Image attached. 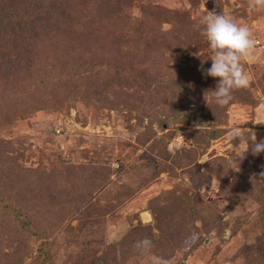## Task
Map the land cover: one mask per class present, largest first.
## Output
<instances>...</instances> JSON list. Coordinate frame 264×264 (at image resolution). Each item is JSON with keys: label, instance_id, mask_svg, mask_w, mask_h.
<instances>
[{"label": "rangeland", "instance_id": "rangeland-1", "mask_svg": "<svg viewBox=\"0 0 264 264\" xmlns=\"http://www.w3.org/2000/svg\"><path fill=\"white\" fill-rule=\"evenodd\" d=\"M34 1L0 0L13 17L0 25V72L11 75L12 92L25 93L16 96L21 116H0V264H43L41 245L50 264H152L154 256L264 264V152L253 156L249 140L237 171L244 145L234 149L240 141L228 136L241 126L264 139V9L248 0H54L55 18L36 20L35 42L13 23ZM206 10L230 15L256 39L252 58L241 61L250 86L223 107L210 92L218 78L199 70L213 56L202 34ZM98 15L128 40L152 28L154 47L124 43L100 56L122 72L115 89H40L26 69L49 47L41 43L52 22ZM67 36L56 42L63 51L81 33ZM144 237L151 252L134 247Z\"/></svg>", "mask_w": 264, "mask_h": 264}, {"label": "trees", "instance_id": "trees-1", "mask_svg": "<svg viewBox=\"0 0 264 264\" xmlns=\"http://www.w3.org/2000/svg\"><path fill=\"white\" fill-rule=\"evenodd\" d=\"M52 1L54 0H35L33 4H31V6H26V8L24 7L23 10H20L16 14V17H18V19L13 21L14 25L20 23L21 26H26L24 29L30 30V34L32 35L31 41L34 40L36 42V37L31 31L37 30L34 25L37 23L36 20L39 17H41L40 23L42 22V19L44 17H46L47 21L49 22L50 20L55 18V3L52 6L49 5V3H52ZM107 6H109V3L107 4ZM102 15H98L96 19L88 16H83V18H79V23L77 22V25L73 24L72 20H69L67 23H62L61 21L60 25H56V23H59V21L52 22V27L50 30H52L53 32L46 35L45 39H43L46 40V44H44L43 42L41 43V46L43 47L46 46L47 43H50L49 47L46 46V49L42 50V52L39 54V57L32 62V67L26 69L28 76L34 77L33 81L37 83L38 87L40 85L47 86L53 89L55 92L65 94L66 92H68L70 84H72L77 85L78 87L83 86L84 90L89 93V86L96 83L100 90H105L109 86L113 87L112 81L119 78L122 74L118 67L111 69L104 66V63L102 59H100V56H103L105 51L112 50V52L114 53V48L118 49L120 48V45L124 43L130 44L131 42L133 44H137L138 48L141 49L139 50V52L146 48L143 51L145 53L147 49L154 47V43L151 37L154 34L152 28L150 30L151 32H146V34L143 36H139L140 34L138 35L139 31L136 32L135 35L137 34V36L135 37V40L130 39L133 36V34H130V40H128V38H126L124 35H116L114 30L112 31V28H115V24H113L112 22H108V18H105ZM12 20L13 17L10 16L9 12L6 11L5 8L0 4V25L2 23L7 24ZM101 22H105V24H101ZM140 25L142 26V24ZM43 26L46 27L45 25ZM141 26L138 25V27L134 29H140ZM143 31L144 30H142L141 32ZM94 32L97 33V36L100 34L102 35L97 37ZM36 33L37 32H35V34ZM80 33L81 38H77V45L73 46V44L71 43L63 42L64 51L60 46H56L58 45L56 44V42L61 39L63 35H68L66 37V40H68L71 36H77ZM149 33L150 36L148 35ZM92 34H94L93 38L90 37V35ZM123 38L127 42H124ZM142 42L146 43L147 46L141 47V45L143 44ZM90 44H94L92 45V49H90ZM65 51L68 52L67 55L65 54ZM0 54L5 56L7 55L5 51L1 52ZM54 55H56L57 58H53ZM113 57L115 58V60L111 63L117 64L116 57ZM4 75L5 72L3 73L1 71L0 76H3L4 79L0 80V90H3V93H5L6 95H4V98L0 99V116L2 118H4L3 115L9 116L17 114L21 116L23 114V111H21L20 108H18V106L16 105V98L25 93L18 90L12 92L13 89L10 86L9 82V78L11 77V75L10 77H4ZM24 79L23 81L26 82L27 80ZM36 83H33L30 86ZM35 88H37V86H35L33 90H35ZM6 89H9L11 91H9L7 94ZM90 93L93 94V91H90ZM35 94L36 93L33 94L34 97ZM27 102H29V104H32L33 100H31V98L29 97ZM107 105L110 104H105V107H107ZM180 225L170 223L167 226L168 228H176V226ZM161 226H159L160 229L163 228L165 224L163 223ZM44 253H46V249H43L41 245L40 248H38L37 257L43 264H50L46 261Z\"/></svg>", "mask_w": 264, "mask_h": 264}, {"label": "clouds", "instance_id": "clouds-1", "mask_svg": "<svg viewBox=\"0 0 264 264\" xmlns=\"http://www.w3.org/2000/svg\"><path fill=\"white\" fill-rule=\"evenodd\" d=\"M248 2L252 10L264 9V0H248ZM202 34L207 37L213 56L210 58V68L205 70L201 64L199 70L208 77L218 78L215 89L210 92L214 102L223 107L232 101L234 90L246 89L250 86V75L246 73L241 61L252 58L256 39L246 25L237 23L230 15L207 10L203 18ZM228 136L229 142L235 139L240 141L239 146L234 149L244 145L237 161H233L237 171H239V162L245 158V153L249 150V140L252 142L253 156L264 152V139L257 142L253 130L238 126L230 129ZM260 175L264 177V171ZM225 235H228L227 230ZM134 247L142 253L151 252L154 244L151 239L144 237L137 240ZM152 264H169V261L162 256H154Z\"/></svg>", "mask_w": 264, "mask_h": 264}, {"label": "built area", "instance_id": "built-area-1", "mask_svg": "<svg viewBox=\"0 0 264 264\" xmlns=\"http://www.w3.org/2000/svg\"><path fill=\"white\" fill-rule=\"evenodd\" d=\"M175 264H188L186 261L175 262Z\"/></svg>", "mask_w": 264, "mask_h": 264}]
</instances>
